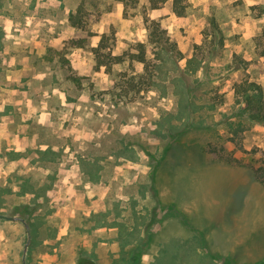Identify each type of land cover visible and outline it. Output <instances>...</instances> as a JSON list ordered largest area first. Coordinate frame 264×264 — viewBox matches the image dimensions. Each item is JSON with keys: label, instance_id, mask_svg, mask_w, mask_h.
Here are the masks:
<instances>
[{"label": "rangeland", "instance_id": "obj_1", "mask_svg": "<svg viewBox=\"0 0 264 264\" xmlns=\"http://www.w3.org/2000/svg\"><path fill=\"white\" fill-rule=\"evenodd\" d=\"M220 2L186 0L177 17L171 0H0V214L28 224L0 219V264H22L28 233L26 264H264V185L251 165L264 126L226 124L234 82L264 86V0ZM146 18L182 53L187 117L172 84L135 92L125 82L142 65L105 58L148 44Z\"/></svg>", "mask_w": 264, "mask_h": 264}, {"label": "trees", "instance_id": "obj_2", "mask_svg": "<svg viewBox=\"0 0 264 264\" xmlns=\"http://www.w3.org/2000/svg\"><path fill=\"white\" fill-rule=\"evenodd\" d=\"M116 1L127 7H135L138 4V0ZM168 1L169 0H148V4L151 9H159ZM171 5L172 12L177 17L185 16L186 0H171ZM74 17H70V21H72V26L78 27ZM144 21L147 28L148 44L141 42L137 43L133 47V51L130 50L124 53L126 59H124L122 55L113 56L110 52L105 55V58L108 59L109 66L120 65L125 62H129L130 66L133 64L142 65V73L136 74L125 82L129 84L131 88L135 89V92L142 91L145 87L143 85L147 84L150 89L152 87L156 88L161 91V95H166V82L172 84L174 86V95L180 96V113L187 117L192 110L191 108L194 106L191 102V93L186 81V71L182 72L179 66V61L183 59L182 53L178 50L176 43L170 39L166 29L163 28L158 21L149 20L147 18ZM105 37V35L101 36V43H103ZM102 47L108 48V45L106 44ZM98 56L101 57V55ZM187 62V64L191 65L194 62L197 64L198 61L192 57L187 60ZM101 63L104 62L99 61L97 65H101ZM167 64H171L173 70L176 71V74L172 78L169 75ZM197 65L195 68H192L193 72L196 70V67H198ZM232 89L234 91L236 103L239 105V110L234 116L235 120H227L226 122L230 131L234 129L232 130L234 134L242 131L245 128L246 122L264 126V86L253 81L242 79L234 82ZM212 99H215V97ZM210 103L211 102H208V104L214 108V104ZM166 136L168 137V135ZM257 163L258 162L253 161V164H251L253 175L256 181L264 185V158L259 165H256ZM18 208L16 213L20 215L27 213L26 206L21 205Z\"/></svg>", "mask_w": 264, "mask_h": 264}, {"label": "crops", "instance_id": "obj_3", "mask_svg": "<svg viewBox=\"0 0 264 264\" xmlns=\"http://www.w3.org/2000/svg\"><path fill=\"white\" fill-rule=\"evenodd\" d=\"M211 1V3H212V5H214V6H216L217 8H219V7H221L225 2H220V0H210ZM245 1V0H244ZM251 4L252 3H256V2H250ZM221 4V6H219ZM213 7V6H212ZM24 64V66L25 67H28V68H23L24 70H26V69H32V65L30 64V65H28L27 63H23ZM4 111H9V113H11V111H12V107L9 105V104H7V105H4ZM9 116H11V114L9 115ZM12 117V116H11ZM27 148V147H26ZM17 150H21V148H16V150H15V148H14V151H17ZM17 153L15 152V153H12L11 152V150L8 152V153H5V156H4V160L6 159V161L5 162H7V156L9 155L11 158H13L14 159V157L15 156H17L16 155ZM21 157V156H20ZM29 157L30 156H24V158L25 159H29ZM37 157V158H36ZM32 159H33V162L32 163H34L35 162V164H36V166L38 165L39 166V161H40V158H39V156H37V154H36V156L33 158V157H31ZM10 160V162L8 163V164H13V163H15V162H19V160H24V159H16V160ZM9 161V160H8ZM15 168H16V166H15ZM28 169H30V170H32L33 168L32 167H30V168H28ZM19 171V174L17 175V174H14L15 175V178L18 180V185H20V188H22L23 187V185L25 184L26 185V187L28 186V188H30L29 189V191L30 192H36L37 191V187L35 186V182H33L31 185H34V187L33 186H30V185H27L28 184V182H29V179H28V177H26L25 175H24V173L23 172H20V170H18ZM0 215H3V214H0ZM4 216H6V215H4ZM6 217H10V216H6ZM12 217H16V216H12ZM16 218H18V220H10V219H5V220H10V221H20V222H22V224H23V226H24V222H26L24 219H22V218H19V217H16ZM27 223V222H26ZM28 225V224H27ZM25 227V226H24ZM26 228V227H25ZM26 229H28V228H26ZM29 246V245H28ZM23 253H24V251H23ZM27 253V252H26ZM22 258H23V256H22ZM25 260H26V256H25ZM22 261V260H21ZM23 264V263H22Z\"/></svg>", "mask_w": 264, "mask_h": 264}, {"label": "water", "instance_id": "obj_4", "mask_svg": "<svg viewBox=\"0 0 264 264\" xmlns=\"http://www.w3.org/2000/svg\"><path fill=\"white\" fill-rule=\"evenodd\" d=\"M0 219L18 220V218H16V217H6V216H4V215H0ZM24 226H25L26 228H28V225H27L26 222H24ZM29 242H30V234L28 233V240H27V243L25 244V249H24L23 258H22V263H23V264H26L25 256H26L27 247H28V245H29Z\"/></svg>", "mask_w": 264, "mask_h": 264}]
</instances>
